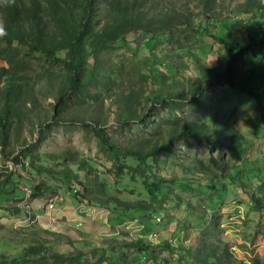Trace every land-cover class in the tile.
<instances>
[{"label":"trees","instance_id":"16d2710c","mask_svg":"<svg viewBox=\"0 0 264 264\" xmlns=\"http://www.w3.org/2000/svg\"><path fill=\"white\" fill-rule=\"evenodd\" d=\"M250 1L255 3L256 12H245L252 15L246 24L237 21L231 29L223 25L226 32L212 38L219 53L215 55V64L210 65L202 63L191 52L179 61L154 55L157 38H172L168 21L173 18L167 10L166 13H153L151 9L154 5L147 0H0V62L3 63L0 66L1 153L4 154L13 129L20 135L22 117L25 116L23 108L30 104L32 110H36L38 100L35 89L44 80L47 86L44 91L55 94L52 106L55 122H79L91 129L101 149L113 163L117 179L123 180L130 172V182L135 183L133 175H138L143 180L146 195L154 201L164 198L168 187L163 179L150 178L146 174L148 160L157 162V156L173 154L170 142H186L190 138L204 141L212 149H227L236 158L241 157L236 133L227 129L224 117L239 107L249 108L250 111L257 107L264 121V4ZM209 21L204 19L205 27L200 26L196 31L207 33ZM138 33H144L147 40L139 53L138 80L126 92L122 90L124 66L110 56L119 43H127V38ZM209 50L206 56L211 54L212 49ZM33 61L41 63L37 80L29 75ZM174 62L185 63L179 65ZM56 68L60 74L54 73ZM191 79H195L197 84ZM188 82L193 107L208 108L214 112L211 126L186 124L170 137L169 143L154 148L148 146V151L142 144L137 148L123 147L107 135L104 130L107 124L101 109L109 94L115 93L112 92L114 89L120 90L114 103L118 107L117 121L123 128L130 122H144L145 115L141 114V110L145 106L169 110L181 108ZM215 83H223L226 90L213 95L212 86ZM43 139L41 134L35 145L24 149L25 159L33 157L35 146ZM35 159H39L38 156ZM69 159L68 154L55 158L57 164L58 161L63 163L58 172L43 166L35 167L33 163L32 167L37 173H45L60 181L66 191L64 195L71 202L80 203L86 201L92 186L90 183H75L82 169L76 165L78 172L74 174L68 166ZM14 163L20 165L18 160ZM248 164L250 167L242 165L229 171L225 165H216L217 173L198 162L194 170L203 177L200 179L204 187L214 192L216 198L223 201L221 195L227 193L229 187H234L246 196L252 211L264 213V177L260 175L264 159L257 166ZM10 179L9 175L0 184V199L14 196L16 186L13 182L9 184ZM171 183L190 189L187 183ZM94 192L100 193V190ZM47 196H56V193L43 183L30 189L31 200ZM108 203L113 211L124 207L119 206L117 200L112 199ZM203 213L202 218L206 219ZM206 233L199 242L197 255L192 256V264L240 263L226 245L210 243V236ZM45 234L60 239L57 241L59 244L73 245L60 234ZM27 236L29 238L23 242L16 243L21 247L17 254L6 256L0 253V264H26L31 258L52 259L57 264L88 263V253L81 250L67 254L57 252L47 238L34 232ZM107 243L101 249L89 252L97 259V264H136L154 252V248L142 240H110ZM9 244L0 240V246ZM164 245L173 251L170 246ZM131 251H134L132 257L129 255Z\"/></svg>","mask_w":264,"mask_h":264},{"label":"rangeland","instance_id":"374dc122","mask_svg":"<svg viewBox=\"0 0 264 264\" xmlns=\"http://www.w3.org/2000/svg\"><path fill=\"white\" fill-rule=\"evenodd\" d=\"M254 1L264 4V0ZM147 2L154 5V9H151L153 13H166L167 10L173 18L168 21L172 38H157L154 55L179 61L186 53L191 52L202 63L210 65L215 64V55L219 53L212 38L226 32L223 25L231 29L234 22L246 24L252 15L245 12H256L255 3L250 0ZM206 18L210 20L207 33H199L201 31L196 30L204 26ZM127 40V43H119L110 56L113 61L124 66L122 90L126 92L138 80L139 53L147 37L144 33H138ZM209 48L212 52L206 56ZM174 63L180 65L183 62ZM1 65L3 63L0 62ZM53 71L60 74L58 68ZM30 72V77L37 80L41 63L31 62ZM191 80L197 84L195 79ZM188 84L189 82L185 84L186 97L181 108L169 110L145 106L141 110L145 121L130 122L123 128L117 121L118 107L114 103L120 90L114 89L112 92L115 93L109 94L101 109L107 124L104 130L123 147L137 148L142 144L148 151V146L154 148L169 143L170 137L186 124L211 126L214 112L208 108L193 107ZM46 87L44 80L36 86V110H32L30 104L23 108L25 116L22 117L20 135L13 129L4 154L0 148V184L10 175L9 184L13 182L16 186L13 197L0 199V240L10 243L0 246V253L6 256L17 254L21 251L17 244L34 232L47 238L57 252L67 254L81 250L88 253V263L82 264H97V259L89 252L101 249L110 240H142L151 245L154 248L152 256L136 264H192V256L197 255L199 242L204 237L203 233L207 232L209 242L226 245L240 261L239 264H264V213L252 211L246 196L234 187H229L227 193L221 195L223 201L216 198L214 192L204 187L200 179L203 177L194 170V165L198 162L217 173L216 165H225L229 171L242 165L250 167L248 162L252 166L260 164L264 159V121L257 107L251 111L249 108L239 107L229 111L224 117L227 129L236 133L241 157H234L227 149H212L204 141L189 138L186 142H170L173 151L170 156H157V162L149 159L146 174L150 178L163 179L168 187L164 198L159 197L154 201L146 195L143 180L138 175H133L135 183L130 182V172L123 180L117 179L113 163L101 149L91 129L79 122H55L52 108L55 94L44 91ZM226 88L223 83H215L212 93L218 95ZM41 134L44 138L42 143L35 146L33 157L25 159L24 149L35 145ZM63 154L69 155L68 166L74 174L78 172L77 166L82 169L78 172L75 183H90L92 186L86 201L71 202L64 195L66 191L60 181L45 173H37L32 167L33 163L35 167L43 166L58 172L63 168V163L58 161L57 164L55 158ZM35 156L39 159H35ZM14 160H18L20 165H16ZM127 173L126 170L125 174ZM260 175L264 177V167ZM171 181L176 184L187 183V188L190 189L178 187ZM255 182L257 184V180ZM42 183L55 192L56 196L31 200L30 189ZM97 189L100 193L94 192ZM112 199L117 200L119 206L127 208L113 211L112 205L108 203ZM203 212L206 219L202 218ZM45 232L60 234L73 242V245L59 244L57 241L60 239L47 236ZM164 244L173 251L165 248ZM129 255L134 256V251ZM26 264L57 263L52 259L31 258Z\"/></svg>","mask_w":264,"mask_h":264},{"label":"clouds","instance_id":"9594fccd","mask_svg":"<svg viewBox=\"0 0 264 264\" xmlns=\"http://www.w3.org/2000/svg\"><path fill=\"white\" fill-rule=\"evenodd\" d=\"M0 31H2V30H0Z\"/></svg>","mask_w":264,"mask_h":264}]
</instances>
